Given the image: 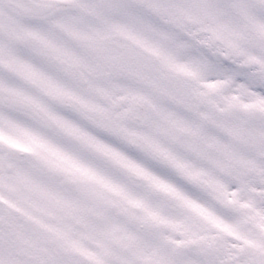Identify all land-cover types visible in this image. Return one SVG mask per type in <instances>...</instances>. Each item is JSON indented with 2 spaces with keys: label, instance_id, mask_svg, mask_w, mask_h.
Segmentation results:
<instances>
[{
  "label": "snow or ice",
  "instance_id": "6c2138e0",
  "mask_svg": "<svg viewBox=\"0 0 264 264\" xmlns=\"http://www.w3.org/2000/svg\"><path fill=\"white\" fill-rule=\"evenodd\" d=\"M0 264H264V0H0Z\"/></svg>",
  "mask_w": 264,
  "mask_h": 264
},
{
  "label": "flooded vegetation",
  "instance_id": "af4514ba",
  "mask_svg": "<svg viewBox=\"0 0 264 264\" xmlns=\"http://www.w3.org/2000/svg\"><path fill=\"white\" fill-rule=\"evenodd\" d=\"M223 83L224 82H222V81H212V82H209V87H211V88H217V87L222 86Z\"/></svg>",
  "mask_w": 264,
  "mask_h": 264
}]
</instances>
